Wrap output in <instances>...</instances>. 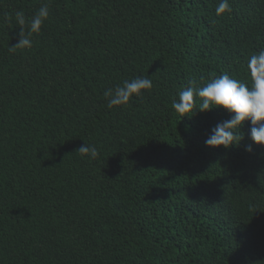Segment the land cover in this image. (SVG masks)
<instances>
[{"label": "trees", "instance_id": "trees-1", "mask_svg": "<svg viewBox=\"0 0 264 264\" xmlns=\"http://www.w3.org/2000/svg\"><path fill=\"white\" fill-rule=\"evenodd\" d=\"M31 49L10 51L42 4ZM0 0V264H264V145L223 107H172L221 74L251 83L264 0ZM146 77L109 109L103 92ZM194 82V83H193ZM95 146V160L78 148ZM252 145V151L246 147Z\"/></svg>", "mask_w": 264, "mask_h": 264}, {"label": "clouds", "instance_id": "clouds-1", "mask_svg": "<svg viewBox=\"0 0 264 264\" xmlns=\"http://www.w3.org/2000/svg\"><path fill=\"white\" fill-rule=\"evenodd\" d=\"M229 0H219L215 9L219 16L230 12ZM49 18L48 4H42L31 17H27L22 10L15 11L14 16L6 14V19H13L19 26L18 40L14 46H9L10 51L16 49H31L33 34L41 31L44 22ZM247 72L251 83L246 84L228 74H221L202 87H193L192 83L177 93V98L172 101V107L177 113L184 116L194 107V96L199 98L200 111L210 110L212 107H223L234 115L230 119L217 124L212 128L205 143L211 147L223 146L229 148L238 145L243 138L238 134L243 123L250 121L249 136L256 144L264 145V50L251 55L247 60ZM194 83V82H193ZM152 81L146 77H135L124 80L121 84L107 88L103 96L107 100L109 109L114 106L127 105L133 96L140 97L143 90L152 88ZM252 151V145L246 147ZM81 156L90 159L99 157L95 146L84 144L78 148Z\"/></svg>", "mask_w": 264, "mask_h": 264}]
</instances>
